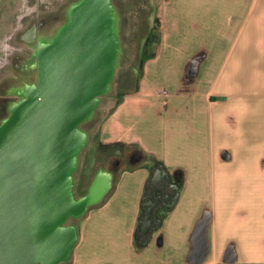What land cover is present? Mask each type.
<instances>
[{"label":"crops","instance_id":"0c3cea01","mask_svg":"<svg viewBox=\"0 0 264 264\" xmlns=\"http://www.w3.org/2000/svg\"><path fill=\"white\" fill-rule=\"evenodd\" d=\"M157 17L102 124L130 163L72 264H264V0H157Z\"/></svg>","mask_w":264,"mask_h":264},{"label":"water","instance_id":"95a60500","mask_svg":"<svg viewBox=\"0 0 264 264\" xmlns=\"http://www.w3.org/2000/svg\"><path fill=\"white\" fill-rule=\"evenodd\" d=\"M114 9L112 0L69 7L70 19L49 35L55 37L38 41L36 79L0 124V264L70 259L79 240V227L70 220L113 187L107 172L95 176L83 195L74 190L79 154L89 138L81 124L95 115L115 73L120 47ZM31 29L28 40H37L38 28Z\"/></svg>","mask_w":264,"mask_h":264},{"label":"rangeland","instance_id":"374dc122","mask_svg":"<svg viewBox=\"0 0 264 264\" xmlns=\"http://www.w3.org/2000/svg\"><path fill=\"white\" fill-rule=\"evenodd\" d=\"M80 0H2L0 4V124L11 115L13 106L22 100L21 90L27 83L36 79L32 66L37 61L36 47L38 41H51L58 27L63 26L68 17L59 15L64 9ZM115 6L114 22L117 26L119 51L116 53V68L110 90L101 95L98 108L90 119L81 126L88 131V141L79 154V161L74 173V190L77 196L83 195L92 179L99 173H111L113 187L119 178L120 168L128 165L126 156L117 157L118 142H104L101 138L103 120L116 106L121 93L125 94L137 85L139 74L148 47L150 54L157 42L146 47V40L152 34V41L162 33L163 24L157 17V0H112ZM68 11V10H67ZM67 13V12H66ZM40 17V19L38 18ZM38 18V19H37ZM45 18V24L36 23ZM61 19V20H60ZM38 26V38L34 41L21 39L28 26ZM30 30V27H29ZM54 34V37L49 36ZM20 47V49H15ZM12 51V52H11ZM10 52V53H9ZM109 101V102H108ZM108 102V103H107ZM113 106V108H112ZM111 108V109H110ZM105 146H108L107 149ZM106 148V150L104 149ZM117 148L115 151L114 149ZM105 150V151H103ZM130 165V164H129ZM112 187V188H113ZM104 200L91 206L78 219H72L79 227V239L83 228L93 210L103 204ZM79 241V240H78ZM75 245L73 252L78 247ZM73 255L61 264H72Z\"/></svg>","mask_w":264,"mask_h":264},{"label":"flooded vegetation","instance_id":"af4514ba","mask_svg":"<svg viewBox=\"0 0 264 264\" xmlns=\"http://www.w3.org/2000/svg\"><path fill=\"white\" fill-rule=\"evenodd\" d=\"M68 9H64L62 12H60L59 13V15L60 14H62L64 17H68L67 18V20L65 21V22H67L69 19H70V13H69V11H67ZM67 12V13H66ZM61 20V19H60ZM39 23L41 24V27H43L44 26V24H45V18H42L41 20H39ZM65 24V23H64ZM63 24V25H64ZM34 25H36V28H38V26H37V24L35 23ZM62 26V25H61ZM31 27H33V26H31ZM31 27H30V30L28 29V32H27V34H25L24 35V37H26L27 39L28 38H30L32 35H31V32L33 31L32 29H31ZM36 30V29H35ZM30 31V32H29Z\"/></svg>","mask_w":264,"mask_h":264},{"label":"trees","instance_id":"16d2710c","mask_svg":"<svg viewBox=\"0 0 264 264\" xmlns=\"http://www.w3.org/2000/svg\"><path fill=\"white\" fill-rule=\"evenodd\" d=\"M153 36H152V34L147 38V40H146V47L147 46H149L150 45V43H153L154 44V42H157V43H159L160 42V39H161V33H160V35L158 34V39H156V41H152L153 40V38H152ZM148 51V47H147V49H145V52H146V55H150V54H153L154 52H151L150 54L147 52ZM107 149H108V146H105ZM105 149V148H104Z\"/></svg>","mask_w":264,"mask_h":264},{"label":"bare ground","instance_id":"6f19581e","mask_svg":"<svg viewBox=\"0 0 264 264\" xmlns=\"http://www.w3.org/2000/svg\"><path fill=\"white\" fill-rule=\"evenodd\" d=\"M21 39H23V40H25L26 41V39H24V37H21ZM15 49H20V47H16ZM12 52V51H11ZM10 53V52H9ZM103 100V99H102ZM109 102V101H108ZM107 102V103H108Z\"/></svg>","mask_w":264,"mask_h":264}]
</instances>
